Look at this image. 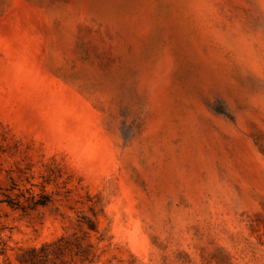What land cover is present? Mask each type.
<instances>
[{"label":"rangeland","instance_id":"374dc122","mask_svg":"<svg viewBox=\"0 0 264 264\" xmlns=\"http://www.w3.org/2000/svg\"><path fill=\"white\" fill-rule=\"evenodd\" d=\"M0 264H264V0H0Z\"/></svg>","mask_w":264,"mask_h":264}]
</instances>
